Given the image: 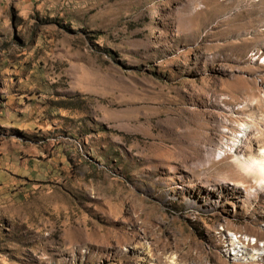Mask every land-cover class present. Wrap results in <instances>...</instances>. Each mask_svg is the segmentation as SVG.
Returning a JSON list of instances; mask_svg holds the SVG:
<instances>
[{
	"label": "rangeland",
	"instance_id": "obj_1",
	"mask_svg": "<svg viewBox=\"0 0 264 264\" xmlns=\"http://www.w3.org/2000/svg\"><path fill=\"white\" fill-rule=\"evenodd\" d=\"M263 96L264 0H0V264H264Z\"/></svg>",
	"mask_w": 264,
	"mask_h": 264
},
{
	"label": "bare ground",
	"instance_id": "obj_2",
	"mask_svg": "<svg viewBox=\"0 0 264 264\" xmlns=\"http://www.w3.org/2000/svg\"><path fill=\"white\" fill-rule=\"evenodd\" d=\"M254 99L256 101H261L257 97ZM262 99L264 100V96ZM251 109H253V112L247 115L246 122L239 124L241 133L231 138L232 143L228 145V149L233 153L235 163L245 172L246 177H253L254 182H256L259 187L264 188V146L258 151L254 150L253 148V142L255 141L264 143V114H261L260 116L258 114L259 111L256 110V107L253 103H247L242 107V111ZM253 129L257 132L256 138L253 140L251 139V142L248 143V140H250L249 134ZM244 144L248 146L246 153L242 152V147ZM237 240L238 239L233 236L232 244L236 245ZM235 250H238V247ZM235 254L239 255V251L235 252ZM260 254V252H253L247 255L249 259L257 260L259 259Z\"/></svg>",
	"mask_w": 264,
	"mask_h": 264
}]
</instances>
